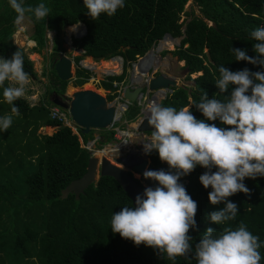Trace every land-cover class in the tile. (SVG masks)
<instances>
[{
	"label": "trees",
	"instance_id": "obj_1",
	"mask_svg": "<svg viewBox=\"0 0 264 264\" xmlns=\"http://www.w3.org/2000/svg\"><path fill=\"white\" fill-rule=\"evenodd\" d=\"M187 1L124 0L125 6L113 16L102 13L98 19L92 20L83 0H24L25 5L45 3L51 9L45 20L36 21L31 14H26L32 24L29 37L34 42L32 52L40 54L48 47V32L56 34L48 54L49 72L52 73L45 74L51 87L45 88L42 95L35 98L36 102L30 98L32 91L27 89L25 96L15 101L20 115L13 116L6 132L0 131V264H29L33 258L40 264H197L195 246L207 228H213L218 234L226 226L235 229L241 221L259 237L260 264H264V177L244 179L249 193L239 192L228 197L238 206L235 220L218 225L208 216L225 205L211 204L208 199L211 187L205 189L199 181L208 170L197 165L189 175L182 176L180 179H185L184 187L198 208L196 227L188 233L192 237V252L187 257H177L174 262L152 247L136 246L111 231L112 215L124 206L135 207L132 197L113 177L99 176L78 196L74 192L63 196L61 192L72 179L86 171L91 156L70 128L49 117L48 106L53 104L50 94L53 91L64 94L69 83L60 80L53 67V60L64 50L63 33L67 27L79 23L87 27L84 37L73 38V47L85 50L83 55L75 57L77 65L86 55L97 61L116 55L123 58L122 73L106 76L101 81L102 87L110 92L114 90L113 81L125 79L130 62L148 52L164 34L180 38L172 53L184 62V79L191 83L171 87L172 92L160 104L177 110L191 107L197 119L205 118L195 105L191 106L193 101L198 103L204 92L209 99L217 95L216 98L222 100L230 96L235 87L230 85L225 93H220L216 87L221 65L233 72L245 68L251 72L264 71V67L236 61L230 51L239 48L250 57L257 55L253 51L256 41L250 39V32L264 27V0H191L190 8L185 9ZM181 12L185 16L180 20ZM15 18L9 0H0V57L10 59L20 50L24 55V70L30 79L36 80L32 61L24 48L13 42L12 35L18 28ZM72 31L70 28L69 34ZM32 41L29 40L28 45H32ZM30 58H36V55ZM101 64L102 70H117L112 62ZM147 72L142 64L135 76L136 81L141 82ZM192 74L196 75L192 77ZM91 75L87 69L77 66L73 84L81 86ZM7 86L9 82L6 81L4 87ZM107 96L113 97L112 93ZM11 107L4 101L3 87H0V117L11 114ZM139 113L140 106L135 102L128 107L124 119L128 124L135 123ZM206 122L228 127L219 120ZM45 126L57 130L51 136L36 134ZM95 132L89 134L91 141L95 140ZM99 132L96 147L102 149L104 144L113 140V133ZM147 134L151 135V132ZM81 138L84 143L88 142L86 135ZM147 156L154 167L170 170L155 150ZM216 170L212 169L213 172Z\"/></svg>",
	"mask_w": 264,
	"mask_h": 264
},
{
	"label": "clouds",
	"instance_id": "obj_2",
	"mask_svg": "<svg viewBox=\"0 0 264 264\" xmlns=\"http://www.w3.org/2000/svg\"><path fill=\"white\" fill-rule=\"evenodd\" d=\"M83 3L92 20L102 13L113 16L125 6L124 0H83ZM9 5L16 13V25L24 22L26 14L40 21L51 11L45 3L31 6L25 5L24 0H9ZM250 39L256 41L255 57L239 48L230 51L236 61L264 67V27L252 30ZM6 81L9 86L4 87ZM30 82L20 50L10 59L0 57V87H3L4 101L12 105L11 114L0 117V131L6 132L13 116L20 115L15 101L25 96ZM215 84L220 93L227 92L230 85L235 87L222 100L217 95L209 99L204 92L198 103L192 102L191 106L195 105L205 119H197L191 107L177 110L156 102L147 104V122L154 130L143 143L144 152L148 155L155 150L170 170H145L143 177L158 182V186L146 187L142 196L137 195L135 207L124 206L110 221L113 233L136 246L152 247L173 262L192 252V237L188 233L196 227L198 208L179 183L182 176L189 175L197 165L208 170L199 181L205 189L211 187L208 194L211 204L225 205L208 216L218 225L235 220L238 206L228 197L239 192L249 193L244 179L264 177V71L251 72L245 68L233 72L221 65ZM216 120L228 127L206 122ZM213 168L217 170L213 172ZM260 248L259 237L241 221L235 229L226 226L218 234L213 228H207L195 246L194 259L197 264H260Z\"/></svg>",
	"mask_w": 264,
	"mask_h": 264
},
{
	"label": "water",
	"instance_id": "obj_3",
	"mask_svg": "<svg viewBox=\"0 0 264 264\" xmlns=\"http://www.w3.org/2000/svg\"><path fill=\"white\" fill-rule=\"evenodd\" d=\"M184 30V27H183ZM169 34H164L165 36ZM162 37V38H163ZM75 62L72 57L65 52H61L59 57L53 60V67L57 77L62 81H70L76 78L74 71ZM178 86L177 81L164 73L153 75L145 85H138L135 88L129 87L128 83L123 88V96L130 103L138 101L140 95L145 90L158 91ZM50 101L67 111L69 118L74 123L81 135H89L92 131L107 130L112 125L114 107L108 102L105 95L98 93L95 89L80 88L71 93L59 95L55 91L50 94ZM136 130L139 133L152 132L154 129L148 124L147 118L137 124ZM124 164L122 159L116 158L111 161L107 157L101 159L91 155L87 162L86 171L79 177L72 179L63 189L62 195L74 192L78 196L92 182H96L99 176L113 177L122 188L132 197L134 205L137 195H143L146 187L155 188L158 182L145 179V170L158 171L161 167H154L149 159L130 165L140 175L141 179L135 177L132 170L119 166ZM125 165V164H124ZM141 180V181H140ZM179 183L185 185V179H180Z\"/></svg>",
	"mask_w": 264,
	"mask_h": 264
},
{
	"label": "built area",
	"instance_id": "obj_4",
	"mask_svg": "<svg viewBox=\"0 0 264 264\" xmlns=\"http://www.w3.org/2000/svg\"><path fill=\"white\" fill-rule=\"evenodd\" d=\"M70 28H73V31L70 33V36L68 37L69 40H72L73 43V38H82L87 34V27L86 25H84L83 23H79L78 25H71ZM55 32H54V36H55ZM50 38L51 41H53V38ZM167 37V42L171 45V47L168 46H162L161 48H159V44L162 40H164ZM173 37L171 36H165L163 38H161L159 40V42H156L153 44V46L151 47V49L146 52L144 55L140 56L138 55V58L132 62H130V68H132V75H130V77L128 78V80L126 81L125 79H123L122 81H113V86H114V90L113 92H110L109 94L112 93L113 97L112 100H108V102H111V105H113L114 107V112H113V121H112V125L109 127V129H107V131H110L113 133V140L104 144L103 145V149L101 150H96L95 147L98 143V141L100 140V137H96L95 140L93 141H88L87 143H84L82 145V148H86L87 150H89L91 155H96L97 151H104L106 155H103L102 157H115L116 158H120L122 159L123 163H125V161L123 160L124 157L128 156L130 153H132V146L134 145L133 139H139V143L143 142V136L146 133H139L136 128H137V124H139L144 117L147 116L146 113V106L148 103L151 102H156V103H161V101L163 99H165L167 94H170L172 92V89H161L158 91H151V90H145L143 91V93L140 95L137 103L140 106V113L138 114V118L134 124V128L136 130V133L129 131L128 128H126L128 126V123L125 121L124 119V114L127 111L128 107L130 105H132V103H130L127 99L124 98L123 96V88L125 86L126 83H128L129 87L135 88L138 85H145L147 87L148 82L150 81L151 77L153 76V74L150 76L149 75V70L151 68L153 69H158V65L161 63V51L167 48H174L175 46V41H173ZM74 48V47H73ZM75 49V48H74ZM81 50L83 55L85 53L84 49H79ZM149 53H152L153 55V59L151 61L149 70L147 72L146 75L143 76L142 81L138 82L135 79V71L138 69V66L145 60V58L148 56ZM78 56V55H77ZM74 56V60H75ZM156 58L159 59V64L157 66H155L156 63ZM90 57L88 58L90 63H87V61L85 60V58L81 59L80 62L78 63V65L75 62V67L77 68V66L81 67V68H85L88 71H90L92 73L91 77L93 80H95V76H94V72H96V64H98L97 62H94V59ZM101 61V60H100ZM105 61H109L112 62L114 65L117 66V70H112V69H104V70H100V72H102L104 74V78L106 76H111V75H120L123 71V58L120 55H116L114 57H111ZM102 62V61H101ZM117 72H119L120 74H118ZM126 81V82H125ZM48 110H49V117L52 121H55L59 124H61L62 126L68 127L72 130H74V134H76L77 136L80 135V132L78 131V129L76 128V126L74 125V123L70 120V118L68 117V113L66 110H64L63 108L59 107L58 105L52 104L50 106H48ZM132 124V123H130ZM143 136H142V135ZM130 135V136H129ZM150 137H148L149 139ZM147 139V140H148ZM114 140H119L120 142H118V144H113L112 142ZM145 142V140H144ZM143 142V143H144ZM124 143L126 144L125 147H121L120 145ZM136 143V141H135ZM137 150V149H136ZM139 152L142 153V151L138 150ZM146 155V154H145ZM101 157V158H102ZM146 159H149L148 156L146 155Z\"/></svg>",
	"mask_w": 264,
	"mask_h": 264
},
{
	"label": "rangeland",
	"instance_id": "obj_5",
	"mask_svg": "<svg viewBox=\"0 0 264 264\" xmlns=\"http://www.w3.org/2000/svg\"><path fill=\"white\" fill-rule=\"evenodd\" d=\"M191 0H188L186 5H185V9H189L190 8V4H191ZM193 8L196 9V11L198 12L197 6L195 4L192 5ZM185 16L184 13L181 12V18L180 20ZM211 24V23H209ZM78 25V24H77ZM70 29V26L66 28L65 32L63 33V37H64V50L61 52H65L68 56L72 57L74 59V56L77 55H81L82 52L79 49H74L73 48V43L72 40H69V32L68 30ZM32 35V24L29 20V18L27 16H25V20L21 25H18L17 30L14 32V34L12 35L13 38V42L15 45L19 46V47H28V49L25 51V53L27 54L28 58L32 61V66H33V71L35 72L36 75V80H31L30 84L28 85L27 89L31 90V93H34L31 95V98L34 97L35 98H39V96L42 95V93L45 91V88L48 89V87H51L50 85V80L47 76H45V74L47 72H49V53L51 52V40L50 38H52L54 36V32H48L47 36L49 38L48 41V47L44 50H42V52L40 54H36V58H30L31 55H33L32 50L29 48L32 45H28V41L27 39H29V37H31ZM179 39L180 38H174L173 41H175V46L174 48H167L161 51L160 55H161V63L159 64V59L156 58L157 64L158 65V69H153L151 68L148 72L149 75L151 76L156 75L157 73H164L167 74L171 77H173L178 85H186V84H190V81H186L184 79V76L186 74L185 69L183 68V61H179L177 56H175V54L172 53V51L174 49L177 48V46L179 45ZM27 40V41H26ZM31 41V40H30ZM167 42V40L163 43L165 44ZM33 47V46H32ZM166 51V52H165ZM88 58L90 57H86L85 56V60L88 61ZM94 59V58H93ZM92 59V60H93ZM94 62H97L98 64H96V72H94V76H95V80L92 79V77L88 80V82L84 83L81 86H75L73 84V80H70L69 83H67L66 89H65V94H69L71 93L70 91H75L77 89L80 88H85V89H95L97 92L101 93L102 95L107 96L110 92L109 90H106L102 87L101 81L104 79V74L102 72H100L101 69H99L101 67V61L100 60H95ZM75 65H74V71H75ZM50 74L52 73L51 70L49 72ZM118 74H120L119 72H117ZM130 75H132V68H130V66L127 67L126 69V76H125V80L127 81L128 78L130 77ZM196 74H192V77H194ZM125 81V82H126ZM93 83V85L91 87H87L88 84ZM73 88V90L71 89ZM75 88V89H74ZM52 90V89H51ZM52 92V91H51ZM36 95V96H35ZM39 95V96H38ZM29 96V95H28ZM27 96V98H28ZM29 99V98H28ZM108 100H112V97L107 96ZM30 100V99H29ZM36 102V99H35ZM134 124H128V126L126 128L129 129V131H132L134 133H136V130L134 128ZM51 132L49 129H41L38 132H36V134L38 135H47L50 136ZM72 132H74V130H72ZM75 133V132H74ZM73 133V134H74ZM142 135V134H141ZM95 138L100 136V132L96 131L94 134ZM143 136V135H142ZM86 140L87 141H91L90 137H92L91 135H86ZM148 137H150V135H148L147 133L143 136V142L144 140L147 141ZM136 141V143H135ZM118 142H120L119 140H114L112 143L113 144H118ZM134 145L132 146V148H135L137 150L143 151V142L139 143V139H133ZM87 143V142H86ZM97 147H95L96 149ZM103 149V148H102ZM96 150H101V149H96ZM98 154V152H97ZM109 158L111 161H113L115 159V157H107ZM150 160V159H149ZM119 166H122L124 168L130 169L132 170V168H130V166L127 164H118ZM132 173L135 175V177H137L138 179L140 178V175L138 173H136L134 170H132ZM29 264H40L38 261H36L33 258V262L29 263Z\"/></svg>",
	"mask_w": 264,
	"mask_h": 264
},
{
	"label": "bare ground",
	"instance_id": "obj_6",
	"mask_svg": "<svg viewBox=\"0 0 264 264\" xmlns=\"http://www.w3.org/2000/svg\"><path fill=\"white\" fill-rule=\"evenodd\" d=\"M167 40V37L162 40L159 44V48H161L162 46H168V47H171V45L166 42L165 44H163L165 41ZM153 59V55L152 53H149L148 56L145 58V60L138 66V69L135 71V74L134 76H136V74L138 73V71L141 69V66L142 64L144 65V67L147 69V71L149 70V67H150V64H151V61ZM158 59V58H157ZM156 60V59H155ZM158 64L155 63V66H157ZM151 72V71H149ZM143 77V76H142ZM75 89V88H74ZM73 90V88H72ZM72 92V91H70ZM169 97V96H168ZM164 102V101H163ZM162 102V103H163ZM162 105V104H161ZM130 136V135H129ZM148 141V140H147ZM147 141H145L144 143H146ZM126 144L122 143L120 146L121 147H125ZM132 153H130L128 156L124 157V161L125 163L127 164V166L129 165H133V164H136L138 162H141L143 159L146 158V155H145V152L144 150L141 152H139L138 150H136L135 148L132 149ZM97 152H101V151H97ZM97 152H96V155L97 156ZM104 152V151H102ZM98 157V156H97ZM101 159V158H100Z\"/></svg>",
	"mask_w": 264,
	"mask_h": 264
},
{
	"label": "crops",
	"instance_id": "obj_7",
	"mask_svg": "<svg viewBox=\"0 0 264 264\" xmlns=\"http://www.w3.org/2000/svg\"><path fill=\"white\" fill-rule=\"evenodd\" d=\"M27 40H31V39H27ZM26 40V41H27ZM32 41V40H31ZM33 42V41H32ZM28 43V42H27ZM32 46H34V42H33V45ZM32 46H30L29 48L31 49L32 48ZM24 48V50L26 51L27 49H28V47H23ZM33 54H38V53H34V52H32ZM102 62H108V61H105V60H101ZM183 64H184V62H183ZM99 69H101L102 70V64H101V67L99 68ZM72 89V88H71ZM99 93V92H98ZM34 94V93H33ZM36 96V95H35ZM30 98H31V95H30ZM31 99H34V97L33 98H31ZM41 129H49L50 131H52L51 132V135L57 130V128H55V127H50V126H45V127H42V128H40L39 130H41ZM50 135V136H51ZM98 157L99 158H101L103 155H106L105 154V152H98Z\"/></svg>",
	"mask_w": 264,
	"mask_h": 264
},
{
	"label": "flooded vegetation",
	"instance_id": "obj_8",
	"mask_svg": "<svg viewBox=\"0 0 264 264\" xmlns=\"http://www.w3.org/2000/svg\"><path fill=\"white\" fill-rule=\"evenodd\" d=\"M156 64H157V61H156ZM66 89V88H65ZM137 102V101H136ZM135 103V102H134ZM134 103H132V104H134ZM78 139H79V141H80V144H81V146L84 144V142H83V140H82V138H81V135H79L78 136ZM135 171V170H134ZM136 172V171H135ZM136 173H138V172H136ZM141 181V180H140Z\"/></svg>",
	"mask_w": 264,
	"mask_h": 264
}]
</instances>
